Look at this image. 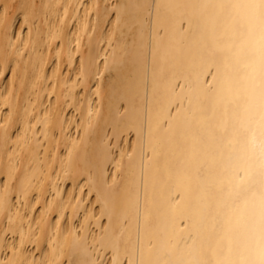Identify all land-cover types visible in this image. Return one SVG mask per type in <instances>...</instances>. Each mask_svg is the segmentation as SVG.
Instances as JSON below:
<instances>
[{
    "label": "bare ground",
    "instance_id": "6f19581e",
    "mask_svg": "<svg viewBox=\"0 0 264 264\" xmlns=\"http://www.w3.org/2000/svg\"><path fill=\"white\" fill-rule=\"evenodd\" d=\"M0 264H264V0H0Z\"/></svg>",
    "mask_w": 264,
    "mask_h": 264
}]
</instances>
